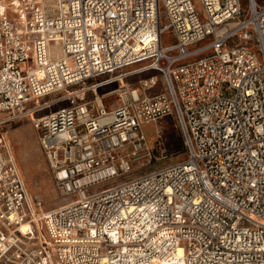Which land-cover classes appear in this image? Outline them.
<instances>
[{"label":"built area","instance_id":"1","mask_svg":"<svg viewBox=\"0 0 264 264\" xmlns=\"http://www.w3.org/2000/svg\"><path fill=\"white\" fill-rule=\"evenodd\" d=\"M1 3L0 112L67 92L31 123L75 198L34 219L42 200L0 133V264H264V0ZM147 60L161 78L113 110L70 91ZM167 116L185 158L103 186L149 154L143 126Z\"/></svg>","mask_w":264,"mask_h":264},{"label":"rangeland","instance_id":"2","mask_svg":"<svg viewBox=\"0 0 264 264\" xmlns=\"http://www.w3.org/2000/svg\"><path fill=\"white\" fill-rule=\"evenodd\" d=\"M10 1L2 0L6 14L12 13ZM56 50L57 46H54L53 52ZM149 63L150 61L147 60L125 65L121 69L76 84L70 91L80 95V92L76 91L84 88V100L99 97L107 109L113 110L121 102V97L124 96L123 90L139 86L140 82L150 75L161 78L157 70H140ZM66 94L65 90L53 91L38 97L40 104L30 101L20 112L14 114L0 112V133H4L11 144L17 166L29 193L42 200V209L36 211V214L75 198L71 195H62L57 190L47 158L40 145L38 132L31 123V115L40 116L68 105L70 102ZM143 128L149 154L136 161L128 173L103 183V186L156 170L185 158L182 136L174 117L167 116L155 122H147Z\"/></svg>","mask_w":264,"mask_h":264},{"label":"bare ground","instance_id":"3","mask_svg":"<svg viewBox=\"0 0 264 264\" xmlns=\"http://www.w3.org/2000/svg\"><path fill=\"white\" fill-rule=\"evenodd\" d=\"M7 3V2H6ZM10 3V2H9ZM6 5V4H5ZM83 89H79V90H77L76 92H80L81 93V91H82ZM47 94H49V93H47ZM46 95V94H45ZM44 96V95H43ZM53 99V98H52ZM48 100H50V99H48ZM33 102H36L37 104H40L39 102V99L37 98V99H34L33 100ZM47 104V103H46ZM34 216V219H39V218H37V217H39L40 215H41V213H38V214H36V212L33 214ZM181 252V250H179V253Z\"/></svg>","mask_w":264,"mask_h":264}]
</instances>
